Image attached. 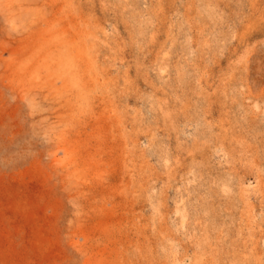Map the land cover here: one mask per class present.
I'll use <instances>...</instances> for the list:
<instances>
[{"label": "rangeland", "instance_id": "1", "mask_svg": "<svg viewBox=\"0 0 264 264\" xmlns=\"http://www.w3.org/2000/svg\"><path fill=\"white\" fill-rule=\"evenodd\" d=\"M0 264H264V0H0Z\"/></svg>", "mask_w": 264, "mask_h": 264}, {"label": "bare ground", "instance_id": "2", "mask_svg": "<svg viewBox=\"0 0 264 264\" xmlns=\"http://www.w3.org/2000/svg\"><path fill=\"white\" fill-rule=\"evenodd\" d=\"M83 55V54H82ZM70 63H72V62H70ZM65 64V63H64ZM72 77V76H71Z\"/></svg>", "mask_w": 264, "mask_h": 264}]
</instances>
